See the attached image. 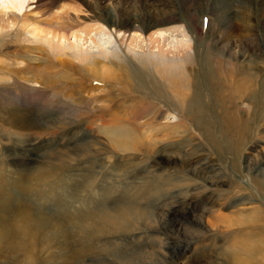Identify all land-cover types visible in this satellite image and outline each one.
<instances>
[{
	"label": "rangeland",
	"instance_id": "1",
	"mask_svg": "<svg viewBox=\"0 0 264 264\" xmlns=\"http://www.w3.org/2000/svg\"><path fill=\"white\" fill-rule=\"evenodd\" d=\"M62 1L79 8L70 9V16L80 20L74 27L98 23L109 30L110 58L96 57L99 38L88 49L93 62L110 65L108 76L114 81L95 79L87 71L95 63L70 55L64 58L71 68L54 67L59 73L51 87L44 86L47 78L41 70L40 85L17 79L15 73L10 80L0 74V86L18 93L9 98L0 88V223L23 209L31 224L26 228L34 229L39 243L33 260L8 250L20 251L18 242L8 237L5 248L0 246V264H230L226 256L264 264V0L219 2L217 15L212 13L214 0ZM112 6L116 11L121 7V25L131 17L158 14L167 21L159 28H183L190 48L182 63L150 58L147 51L157 48L147 40L139 55L127 53L110 25ZM243 14L253 25L247 33L235 29ZM138 27L142 37L151 31L146 22ZM171 32L174 38L183 37L180 31ZM5 33L0 46L7 45L0 49V59L11 62L10 52H19L16 42L29 43L13 29ZM29 45L34 52L28 51L24 62L17 59L16 67L22 68L39 56L38 47L43 48ZM133 68L145 75L143 69L151 72L149 80L144 79L149 90L126 87L124 79L132 85L136 81ZM191 71L205 108L195 107V112L189 107L185 114L169 107L163 90L172 88L178 98L191 94ZM150 80L162 93L152 91L155 84ZM210 84L217 99L207 90ZM13 117L17 121L11 125ZM199 120L206 122L208 131L200 128ZM108 133L122 134L133 146L111 145ZM89 149L94 157H83ZM58 151L70 157L65 155L57 164L60 170L40 180L38 170L49 172L54 164L46 161H54L52 153ZM124 169L130 174L126 171L125 176ZM127 181L136 187L129 188ZM114 208L125 218L101 230V216ZM125 208L130 214L121 211Z\"/></svg>",
	"mask_w": 264,
	"mask_h": 264
},
{
	"label": "bare ground",
	"instance_id": "2",
	"mask_svg": "<svg viewBox=\"0 0 264 264\" xmlns=\"http://www.w3.org/2000/svg\"><path fill=\"white\" fill-rule=\"evenodd\" d=\"M64 1H68V0H64ZM143 1H139L138 3L139 4L140 3L143 4ZM219 2H224V3H229L230 4L229 0H214L213 3H212V13L213 14L217 15V13L220 11L218 9V3ZM144 3H146V2H144ZM240 6H241V8L245 9L246 14H247V12H250L247 9V5L245 3H242ZM112 7H114V6H112ZM116 8L115 7L113 8L114 14L111 16L112 18L110 20V25L117 29V30H115L118 33V36L116 38L118 39V42H121V43L125 44L127 53H130L131 55L132 54L139 55L140 53H137V52H139L140 48H142L141 47V43L143 44V42L147 40L149 42H146V43H148V45L149 44L152 45L151 46L152 48L156 47L157 50H148L147 52H149V53H147L146 55H148V56H150V58H154V59L159 57L162 60H164V63L169 64V61L171 60V58L172 59H177V61L179 62L181 57H182V55H183V53H185V49L190 48V43L187 40V37H188L187 32H185V30L183 28L178 27V26L175 27L172 30L169 27H168L169 30H165L163 28H159L160 26H162V24L167 23V21H165V19H161V18L156 17L158 14H155V15L149 14V16L148 15H144V16H141V17L138 16L136 18L131 17V19H127V21H125V23L123 25H121L118 22V18H117V15H118V13L121 10L120 9L121 7L118 9L119 12L116 11ZM70 9L73 10V11H78L79 8L77 6L70 7L69 4L64 3L62 0H0V40L1 39H5L4 35L6 34L5 33L6 31L13 29L17 33V36H20V38L25 39L24 41H27L29 44L37 43L38 45L40 44V45L43 46V48L38 47L39 48V56L35 55L36 56L35 58L33 57L28 63L24 64V66L22 64V66H23L22 68H19V67H16V64H18L17 59L20 58L19 61L20 62H24V57L26 56V54H28V51H33L34 48L31 47V45H29V44L28 45H21V44H17V42H16L15 49L18 48L19 52H15V53H14V51L10 52L11 57L14 58V59H12L13 61L11 60V62H5L2 59H0V74H5L4 77L5 78L7 77L10 80L12 78V73H15L17 79L29 80V81H32V82L34 81L35 84L39 83V85H40V83H42L41 79H40L41 76L37 72H39L41 70V72H43V74L46 76L45 78H47L46 79L47 80V84L45 83L44 86L51 87V86H53L52 84H55V82L53 80L54 79V75L57 76L58 73H59V72L57 73L54 70V67L59 66V67H64V68L65 67H70L71 68V64H69V62L66 61L64 56H69V55L70 56H74L75 58H77L82 63L83 62H88L89 63V61H92L91 60L92 59L91 58V56H92L91 55V51L88 49V46L95 45L96 44V38H99V43L95 47V49L97 51V56L96 57L100 58V56H101L102 59L108 58L109 55H111V53H112V51L109 49V46L112 45V41L108 39L110 34L108 33L109 30L107 29V27L99 25L98 23L86 24L84 26H81L80 28L76 27L78 25H76L74 27L73 23H79L80 20L78 21V18L76 16L75 17L74 16H72V17L70 16V13H71ZM246 14H243V15L240 16V19L238 21L239 22V27L235 28V29H237V31H239V30L242 31V33L250 32L252 30L251 28L253 27V25L251 24L252 21L250 22V19L248 18L249 16H246ZM147 17H149V18H147ZM143 22H146V30H151V31L147 35H144L142 37L141 34H138L140 32V29H139L138 25H142ZM71 23H72V25H71ZM123 27H125L126 29L123 30L122 29ZM176 30L180 31L183 37H181L179 39H177L176 37L175 38L172 37L174 35H172L171 31L175 32ZM126 31H130V32H133V33L126 34L127 33ZM169 33H171V34H169ZM94 34H98V35H101V36L100 37H95V36H93ZM105 35H106V37H105ZM103 37L106 39L105 42H101V39H104ZM70 38H73V39L71 40ZM158 42H160V43H158ZM155 43L157 45H154ZM4 45L6 46L7 44L6 43L5 44L2 43L1 46H0V49H3ZM36 48H37V46H36ZM50 55L52 56L53 59L50 58ZM29 56L30 55L28 54L25 57V59L27 57H29ZM74 57H73V59H74ZM166 57H167V59H165ZM126 58H127V56H126ZM100 62L98 61V63L97 62L91 63V64L95 63V66L91 65V68H89V70H87V71L89 73H91L93 75V77H95V79H99V81L113 82L114 78H110L108 76L109 75L108 73H110V71H111V70H109L110 69V65L105 63L104 65H102V66L100 65L99 66ZM179 63H182V62H179ZM101 64H102V62H101ZM133 67H135V66H133ZM56 69H57V67H56ZM143 70L146 72L147 75H145L143 72H141L140 69L133 68L132 69V73H134L136 76L133 75L132 78H134V80H136V81L133 82L134 85H132V84H129V82L124 79L123 82H127L128 83V85L126 87H128L129 89H132V90H137L139 92L142 91L143 89H146V88L149 90V86H148L147 82L144 81V79L145 80H149V77L151 76V74H150L151 72L148 73L147 72L148 70H145V69H143ZM59 71H60V69H59ZM64 72L66 73V71H64ZM64 72H61V73H64ZM154 72H156V71H154ZM29 73L31 74V76H29V75L27 76V74H29ZM65 73L61 74V76H65ZM193 73H194L193 71L190 72V77L192 79H191V82H189V83H191V86L193 87L191 94L186 93L185 96L182 95L181 97L178 98L177 96L172 94V92H171L172 88H171V90H169V89L168 90L167 89L163 90L165 95L167 96L166 98L168 99L169 107L171 109L178 110V111H179V109H181L182 112L186 114L188 112L189 107L191 108L192 111H195L194 110L195 107H199V106L203 107V109L205 108V104L203 103V100L200 97L199 93H197L194 90V80L195 79H194ZM18 74H20V75H18ZM152 74H154V73L152 72ZM48 75H52V76H48ZM0 78H2V76H0ZM55 79H57V78H55ZM188 79H190L189 76H188ZM151 80L149 82L153 83L154 81H151ZM160 81L161 80H159V82ZM212 81H213V79H212ZM73 82L74 81H72V83ZM117 82H118V80H117ZM69 83H70V81L68 82V84ZM208 83H210V82H208ZM211 83H213L214 85H218V83H216V82L215 83L211 82ZM43 84H44V82H43ZM154 84L155 85H154V88H153L152 91L155 93L156 90H159L162 93V91L160 90L161 86H159L155 82H154ZM64 85H65V83H64ZM0 88L2 89V92H1L2 95H8L7 97H9V98H16L17 97L18 93L17 92H13V91H10V92L6 91V88H7L6 86H0ZM78 89H83V88H82V86L81 87L78 86ZM165 90H166V92H165ZM207 90L209 91L210 96H211V93H212L213 98H215V99L218 98L217 94L215 93L216 91L215 92L213 91V86L211 84L209 86V89L207 87ZM152 91L150 92L151 94L153 93ZM218 92H220V91H218ZM156 94H157V92H156ZM179 95H181V94H179ZM161 96H162V94H161ZM162 98L165 99L164 96ZM181 110H180V112H181ZM38 111H39V108H38ZM47 112H49V111L47 110ZM31 113H32V111H31ZM125 117H127V116H125ZM16 121H17V119H15L13 117L11 119V122H10L11 125L15 124ZM199 123L201 124L200 125L201 129H203L205 131L209 130L208 129V125L206 124V122L203 123V122H201V120H199ZM44 125H47V124H44ZM106 125H107V127H110L109 124H105L103 126H106ZM112 125H114V123H111V126ZM106 129H108V128H106ZM108 136H109V138H111L112 141L110 142V144L113 145V146H118L121 149H128L129 147L133 146V144L129 145L126 141L122 140L123 139L122 138L123 137L122 134L108 133ZM119 137H120V139L118 141ZM95 144H98V143L96 142ZM97 152H99V151H97ZM84 153H86V152H84ZM52 155H54V159H55L54 161L55 162L53 160H48V159H47L48 161H46V163L54 164L52 169L50 170L49 168H46L47 170L48 169L50 170L49 172L46 171L45 169H43L44 167L38 170V178L40 180H42V181H44V179H45L44 177H47L48 173H54V172H57L58 170H60L57 167H58V165H60L63 162L62 159L65 160V158H67V157L69 158L70 157L69 155L64 154L61 151L60 152L58 151L56 153L54 152V153H52ZM65 155H66V157L63 158ZM84 156H86L87 158L93 156L92 154H90V149H89V151L86 154L83 155V157ZM98 158H99V156H97L96 159H98ZM127 163H129V162H127ZM78 167L82 168L81 165H77V168ZM125 168L128 169V168H131V167H125ZM126 169H124L125 171L123 170V172H126V171L128 172L129 171V170H126ZM79 170H81V169H79ZM135 170H137V169L135 168ZM127 172H126L125 176L128 175L129 172L128 173ZM132 175L135 176L136 174H132ZM122 177H123V174H122ZM129 177H131V176H129ZM133 179H135V178H133ZM133 179H131V180H133ZM110 180H112V179L110 178ZM83 182H85V181H83ZM46 183H48V182H46ZM130 183L131 182L127 181V185H128L129 188L136 187V186H134L132 184L133 182L131 184ZM20 184H22V183H20ZM91 184H92V186L94 185V181L93 180H91ZM146 184H148V183H146ZM43 185H45V184H43ZM143 185H144V183H143ZM19 186L22 187L23 185L22 186L19 185ZM145 187H147V186L145 185ZM143 188L144 187H142V189ZM23 189H24V187H23ZM44 190H46V189H44ZM131 191L132 190H129V189L127 190V192H129V194H131ZM128 197H130V196H128ZM130 200H131V198H130ZM106 204H108V203L106 202ZM133 208L134 207H132V210H133ZM111 209H112V207H111ZM118 210H119V208H116V209L114 208L113 212H110L108 214H103L101 216V219H102L103 223H100V225H98V226L101 227V230H102L103 227H104L103 229H106V227L109 226V223L110 224H115V226H116V223L118 222L119 217L125 218L126 215L123 216L124 214H119ZM91 211H92V209H91ZM121 211L130 214L127 211L126 208L125 209H121ZM255 211H258L257 208H256ZM105 213H106V211H105ZM136 213H138V210L136 211ZM136 218H137V216H136ZM98 220L100 222V218L99 217H98ZM139 220H141V218ZM40 222H42V221H40ZM72 222H74V221H72ZM94 224H96V223H94ZM85 225H87V224L85 223ZM141 225H142V223H141ZM26 226H31V224L29 223V216L27 215L26 211H24L23 209H20V210H18V212H14V215L5 224L0 223V241H1L0 242V246L3 247L2 245H4V248H5V244H6L7 238L11 237L13 242H15V241L18 242L17 248H19L20 251L19 252H15L14 249H8V250H11L12 253H18V255H20V256H24V257L26 256V257H28V259H33V256H35L34 253L36 252L35 250L37 249V246H39L37 244H39V243H36V238H35L36 234L33 231L34 229L26 228ZM123 226H126V225H123ZM227 226L228 225H226V227ZM54 228H56V227H54ZM77 228H75V229H77ZM91 228H92V226H91ZM123 229L125 230V228H123ZM96 230H98V229H96ZM72 233H74V232H72ZM110 235H112V234H110ZM81 237H82V235H81ZM70 238L72 239V236ZM38 240H40V239H38ZM86 242H87V240H86ZM53 247H55V245ZM56 248H58V247H56ZM38 249H39V247H38ZM62 249H64V248H62ZM76 251H77V249H76ZM64 252H65V250H64ZM79 252H81V251H79ZM0 257H2V256H0ZM226 257H228L230 264H254L253 261L256 262L255 264H262L261 262L257 261V259L253 260V259H244V258H242L241 260L236 261L237 260V256H226ZM31 263H32V261H31Z\"/></svg>",
	"mask_w": 264,
	"mask_h": 264
}]
</instances>
